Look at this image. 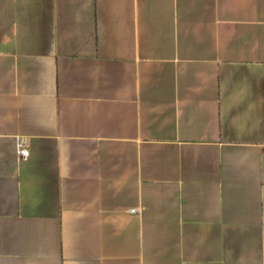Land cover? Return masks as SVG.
I'll return each mask as SVG.
<instances>
[{"label":"crops","instance_id":"1","mask_svg":"<svg viewBox=\"0 0 264 264\" xmlns=\"http://www.w3.org/2000/svg\"><path fill=\"white\" fill-rule=\"evenodd\" d=\"M0 264H264V0H0Z\"/></svg>","mask_w":264,"mask_h":264},{"label":"built area","instance_id":"2","mask_svg":"<svg viewBox=\"0 0 264 264\" xmlns=\"http://www.w3.org/2000/svg\"><path fill=\"white\" fill-rule=\"evenodd\" d=\"M22 143L17 144V155L19 156V158L21 159H25L27 154H28V150L22 146ZM130 211H134V208L130 209Z\"/></svg>","mask_w":264,"mask_h":264}]
</instances>
